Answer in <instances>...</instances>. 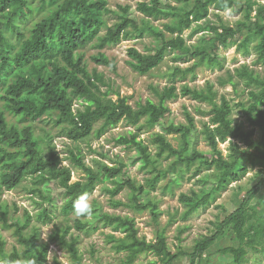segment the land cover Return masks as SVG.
Segmentation results:
<instances>
[{
    "label": "trees",
    "instance_id": "1",
    "mask_svg": "<svg viewBox=\"0 0 264 264\" xmlns=\"http://www.w3.org/2000/svg\"><path fill=\"white\" fill-rule=\"evenodd\" d=\"M236 7L242 17L234 24L223 21L219 12ZM135 10L139 17L129 5L118 4L112 9L107 0H0V223L12 229L19 244L7 251L0 236V260L5 263L48 264L49 247L54 243L68 252L73 264H83L75 238L67 237L72 228L86 230L90 219L97 215L99 227L110 229L105 238L115 253L122 254L124 264H133L142 253L157 256L162 264H174L183 255H187L189 264H249V255H253L255 264L264 260V203L257 204L264 200V3L138 0ZM211 14L218 19H212ZM109 19L113 20L111 25ZM186 30L191 31L187 36ZM198 32L200 36L192 42L191 37ZM144 37L153 39L154 49H127V62L137 73L151 74L167 55L174 61L191 64L168 65L160 74L165 84L152 87L156 100L147 98L133 107L126 97L113 100L109 96V79L88 68L84 50L89 45L103 48ZM232 46L243 56L254 54L252 66L242 63L233 71L228 69L216 82L235 89L241 83L243 99L232 103L225 95L218 97L215 82L210 81L201 88L187 83L178 88L177 82L194 74L197 67L222 69L224 57L219 49ZM90 59L112 70L116 68L115 59L100 51ZM259 67H263L261 71ZM179 95L210 106L205 113L209 117L199 129L207 151L191 150V134L197 128L189 111L184 112L185 122L169 119L167 101ZM76 103L79 106L75 107ZM236 107L241 112L240 122L233 117ZM122 120L135 126L136 131L120 134L115 141L136 151L132 162H142L141 167L149 174L145 182L128 176V165L121 158L117 157L112 165L94 159L96 165L92 166L79 149L68 150L66 158L84 176L71 181L72 170L62 164L51 140L53 130L78 142L92 131L100 136ZM96 123L99 126L94 129ZM156 125L161 130L151 135L150 144L155 146L151 153L140 133ZM167 135H174L177 144ZM225 142L226 153L220 147ZM251 170L256 181L244 191L232 212L212 222L213 227L194 241L190 251L170 249L165 227H160L158 203L150 198L144 200V195L157 189L174 194L181 181L196 178L200 186L180 192L177 198L183 208L180 218L186 220L208 208ZM25 179H31L28 192L40 199L35 217L42 223L53 221L44 204L57 207L45 185L54 182L62 189L58 209L63 219L54 225L47 241L40 239L39 229L31 223L27 210L16 217L1 199L3 190L14 189ZM106 182L111 184L104 187L112 206L150 212L153 240L139 236L134 218L128 215L92 211L90 216L81 215L73 218L72 224L69 222L75 213L74 202L82 194L89 197ZM209 182L212 184L208 189ZM123 190L127 191V201L115 199ZM226 233L230 243L214 249Z\"/></svg>",
    "mask_w": 264,
    "mask_h": 264
},
{
    "label": "rangeland",
    "instance_id": "2",
    "mask_svg": "<svg viewBox=\"0 0 264 264\" xmlns=\"http://www.w3.org/2000/svg\"><path fill=\"white\" fill-rule=\"evenodd\" d=\"M107 1L108 6L112 9H116L118 4H127L130 6V10L135 16H140V13L135 10L138 0ZM259 1L264 3V0ZM219 14L223 21L230 24H234L236 20L242 17V12L239 10V7L220 11ZM211 18L215 20L218 19V17H215L213 14H211ZM112 22V19L108 20L109 25H111ZM190 32V30H186L184 35L187 36ZM200 34L201 32L194 33L190 40L192 42L196 41ZM129 47H136L140 51H145L148 48L154 49V42L150 37H144L136 40L128 39L122 40L115 45L104 46L103 48H96L89 45L84 51L88 68L90 70L95 69L98 72L103 73L105 78L109 79L112 88L109 96L113 100H116L118 97H126L127 103L133 107H135L138 102L143 103L147 98L156 100L152 87L156 85L162 86L165 84V79L160 74L166 71L168 65L179 64L182 67H186L191 64V61L185 63L174 61L171 58V55H167L163 62L157 68L152 70L151 74L141 75L134 71L127 62L129 59L127 49ZM98 51L115 59V70H112L104 65H98L90 59L91 55L97 53ZM219 53L224 57V67L222 69L197 67L194 74H189L185 80L177 82L178 88L183 83H187L190 87L201 88L207 81H210L215 82L214 88L218 92V97L220 95H225L232 103H236L237 101L243 99L244 94L242 90L244 87L241 83L238 84L235 89L230 84L224 86L219 85L216 82V79L219 75H224L225 71L228 69L233 71L234 68L239 67L242 63L251 64L255 58L254 54H251L250 56H243L240 52H237L235 46L230 48H220ZM262 68L263 67H259L258 69L261 71ZM116 91H118L119 94H116ZM167 104L170 108L169 119L175 123L185 122V110L189 111L194 116L197 129L193 130L191 134V150L198 149L201 151H207L209 148L202 136L199 134V129L201 128V122L206 121L209 117L205 113L209 110L210 106L207 103L199 102L191 99L189 96L182 95L167 101ZM77 106H79V103L75 104V107ZM233 117L236 121L240 122L242 120L239 108H234ZM8 118L11 119L12 117L8 115ZM98 126L99 123H96L94 129ZM48 127H50L49 124ZM160 130L161 127L156 125L154 128L149 129L145 127L140 133V138L148 144V148L151 153L155 152V146L150 144L151 135L155 131ZM128 131H136V128L135 126L126 124L122 120L115 127L107 128L100 136H96L95 131H92L88 138L78 142L68 139L66 136L58 133L57 129H54L51 140L56 147V151L63 159L62 164L69 166L72 170L71 181L81 179L84 176L81 169L73 166L66 158L68 150L72 149L76 151L79 149L85 162L92 166L96 165L94 159H99L112 165L117 157L121 158L128 165L126 170L127 175L136 181L143 183L145 182V178L149 177V174L145 168L141 167V161L132 162V157L136 154V151L122 144H118L115 141V137L120 134H127ZM37 132H40V130L37 129ZM167 137L174 145L177 144L174 135H167ZM220 147L223 152L226 153L227 142L221 143ZM163 165H166V161H163ZM253 174L254 170L248 172L240 181L232 183L231 186L224 191L208 208L192 214L186 220L180 218L179 214L183 208L177 198L180 192H187L190 187L200 186L197 184L196 178L191 180L184 179L181 181L180 185L175 187L174 194H164L160 189H157L150 191L148 195H144L143 199L148 200L150 198L157 201L158 207L161 211L159 216L160 227H165V235L170 249L175 251L178 247H181L184 251L188 252L191 250L194 241L204 236L213 227L212 222L216 221L217 218L224 217L235 209L244 191L256 181L253 179ZM211 184L212 182H209L207 185L208 189L211 187ZM30 185L31 179H25L18 187L11 190H3L1 199L10 205L11 213H13L16 217L21 216L24 210H27L32 217L31 223L35 224L39 229L40 239L47 241L49 234L54 230V225L60 224L63 219V214L58 209V206L61 204L62 189L54 182H50L45 185V188L50 191L53 202L57 205V207L53 208L49 204H44L48 207V210L51 211L53 221L51 223H42L41 221L36 220L35 217L40 207L36 205V202L39 203L40 199L36 196L33 198V196L28 192ZM104 185L111 186L109 182L101 183L88 197L92 211H97V214H99L100 211H107L109 213L133 217L136 227L138 228V235L145 236L147 240H153L154 228L150 221V212L148 210L136 212L124 206H112L110 204L111 196L105 190ZM114 198L127 201V191L123 190L119 192L114 196ZM261 203H264V200H258V206H261ZM87 215L90 216L91 214ZM76 217L80 218L81 215H77L76 213L72 214L69 222L72 224V219ZM98 219V215L90 219L86 230L82 231L72 228L70 235L67 238H75L79 253L82 255L83 264H124L122 261V254L115 253L110 247V243H108L105 238V234L110 232V229L99 227ZM0 236L5 241V249L7 251H10L13 246L19 247L12 229L4 227L1 223ZM228 243H230L229 236L226 233L222 239L218 240L214 244V249H219L221 246ZM258 256L260 257L261 255ZM248 257V263L255 264L253 255H249ZM217 258L221 261H227L224 257ZM259 261L260 262L257 261V264H263L264 262L263 259H260ZM47 263L73 264L68 252L54 243H52L49 247ZM0 264L7 263L0 260ZM133 264H162V262L157 258V256L150 253H142ZM174 264H189L187 255L181 256L174 262Z\"/></svg>",
    "mask_w": 264,
    "mask_h": 264
},
{
    "label": "clouds",
    "instance_id": "3",
    "mask_svg": "<svg viewBox=\"0 0 264 264\" xmlns=\"http://www.w3.org/2000/svg\"><path fill=\"white\" fill-rule=\"evenodd\" d=\"M74 210L77 215H85L91 214L92 207L88 201L87 194H82L75 202H74Z\"/></svg>",
    "mask_w": 264,
    "mask_h": 264
}]
</instances>
